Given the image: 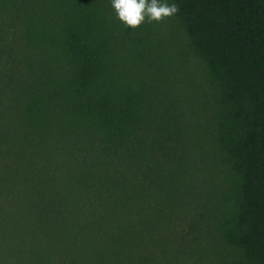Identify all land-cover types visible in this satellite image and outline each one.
Instances as JSON below:
<instances>
[{
  "label": "trees",
  "instance_id": "trees-1",
  "mask_svg": "<svg viewBox=\"0 0 264 264\" xmlns=\"http://www.w3.org/2000/svg\"><path fill=\"white\" fill-rule=\"evenodd\" d=\"M175 3L0 0V264H264V0Z\"/></svg>",
  "mask_w": 264,
  "mask_h": 264
},
{
  "label": "clouds",
  "instance_id": "clouds-1",
  "mask_svg": "<svg viewBox=\"0 0 264 264\" xmlns=\"http://www.w3.org/2000/svg\"><path fill=\"white\" fill-rule=\"evenodd\" d=\"M117 19L135 29L144 22H160L178 11L175 0H111Z\"/></svg>",
  "mask_w": 264,
  "mask_h": 264
},
{
  "label": "rangeland",
  "instance_id": "rangeland-1",
  "mask_svg": "<svg viewBox=\"0 0 264 264\" xmlns=\"http://www.w3.org/2000/svg\"><path fill=\"white\" fill-rule=\"evenodd\" d=\"M163 26L164 24L155 32L154 38L159 41L160 48L162 47L161 50L174 61L173 64L171 63V66L168 67L172 77H175L176 80V82L174 80L172 84L179 83L182 87L187 86L190 88L191 83H196L198 80L196 73L198 69L197 61L190 57L181 59V46L178 44L179 37L175 34L172 26ZM165 63L166 66L170 64L168 61H165Z\"/></svg>",
  "mask_w": 264,
  "mask_h": 264
}]
</instances>
